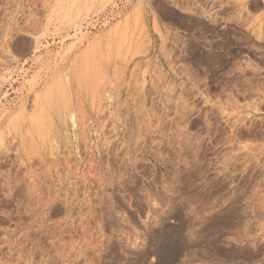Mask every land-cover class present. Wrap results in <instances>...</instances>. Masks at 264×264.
Instances as JSON below:
<instances>
[{"label":"rangeland","instance_id":"374dc122","mask_svg":"<svg viewBox=\"0 0 264 264\" xmlns=\"http://www.w3.org/2000/svg\"><path fill=\"white\" fill-rule=\"evenodd\" d=\"M0 264H264V0H0Z\"/></svg>","mask_w":264,"mask_h":264},{"label":"bare ground","instance_id":"6f19581e","mask_svg":"<svg viewBox=\"0 0 264 264\" xmlns=\"http://www.w3.org/2000/svg\"><path fill=\"white\" fill-rule=\"evenodd\" d=\"M70 115V114H69ZM72 115V114H71Z\"/></svg>","mask_w":264,"mask_h":264}]
</instances>
